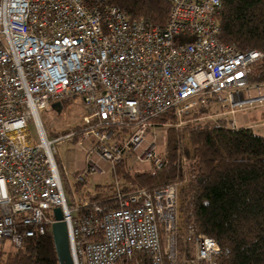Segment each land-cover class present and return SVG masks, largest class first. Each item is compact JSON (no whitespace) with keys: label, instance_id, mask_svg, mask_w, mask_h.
<instances>
[{"label":"built area","instance_id":"2783aa9c","mask_svg":"<svg viewBox=\"0 0 264 264\" xmlns=\"http://www.w3.org/2000/svg\"><path fill=\"white\" fill-rule=\"evenodd\" d=\"M167 1L165 22L155 24L102 0H0V241L18 246L50 233L58 206L73 264H130L125 259L138 252L161 264H215L219 246L201 232L193 236V253L178 255L186 241L180 217L186 177L122 192L115 163L134 154L151 169L162 164L152 141L138 148L152 118L167 110L181 126L190 108H214L209 118L226 117L235 127L237 110L264 104V82L248 80L264 52L219 40V0ZM73 102L79 120L49 138L43 113L54 109L59 118ZM86 137L87 151L109 165L114 207L69 202L64 192L55 144ZM96 171L103 172L88 160L74 175L83 181Z\"/></svg>","mask_w":264,"mask_h":264},{"label":"trees","instance_id":"16d2710c","mask_svg":"<svg viewBox=\"0 0 264 264\" xmlns=\"http://www.w3.org/2000/svg\"><path fill=\"white\" fill-rule=\"evenodd\" d=\"M102 1L116 6L128 18L140 17L155 24L165 22L169 9L167 0ZM214 17L221 42L239 50L264 52V0H219ZM248 80L264 82V56L251 67ZM203 111L190 108L181 132L174 126L177 118L172 110L153 117L152 123L164 130V146L159 153L162 164L156 169H136L126 162V154L115 163V177L121 191L126 192L139 187H160L187 173L180 190V217L187 243L179 248V257L185 259L193 253V236L201 232L212 236L219 246L215 264H264V135L256 134L250 126L231 128L223 116L198 119ZM114 132L118 136L120 131ZM181 134L189 148L185 165L180 154ZM74 185L78 199H88L103 207L116 206L113 178L95 184L92 191L82 190L81 180H75ZM5 240L6 247L1 245ZM1 242L0 264H58L48 232L24 238L18 246L7 238ZM125 261L161 264L145 252Z\"/></svg>","mask_w":264,"mask_h":264},{"label":"rangeland","instance_id":"374dc122","mask_svg":"<svg viewBox=\"0 0 264 264\" xmlns=\"http://www.w3.org/2000/svg\"><path fill=\"white\" fill-rule=\"evenodd\" d=\"M210 105L212 106L213 103H210ZM203 109L204 111L200 116L197 117L198 119H212L209 118L207 114L214 113L217 111L214 110V108L211 109L203 108ZM79 112L80 110L75 102L68 104L67 108L64 107L62 112H60L59 118H55L56 111L54 109L44 112L43 121H44L45 129L48 132V137L52 138L56 133H61V130L66 126L68 121L79 120L80 117ZM186 114H188V112ZM211 116H213V114ZM234 117L236 119V124L238 126H250L252 131L255 132L256 134L264 135V104L252 106V107H246L237 110L234 114ZM176 121L178 120L176 119ZM164 123L166 124L167 122ZM175 123L174 126L177 129H179V131L181 132L183 129L182 128L183 123L181 126H177ZM29 130L31 131V135L35 137L36 133L33 130V124L31 121L29 123ZM164 138L165 136H164L163 128L160 125H157L153 122L147 128L146 133L144 135V141L139 146L138 150H140L146 143L152 141L153 142L152 146L156 154L161 158L159 153L163 149ZM187 144L186 145L183 144L180 136L179 137L180 154H181V161L184 163V165L185 162L189 159V148L187 147ZM91 145L92 143L90 142V137L80 139L79 142L77 138H73V139L65 138L62 139L61 141H58L55 144L54 157L59 169L62 186L64 188V192L66 196L69 199V202L77 201L78 199L76 195V190L74 189L75 186L74 181L76 180L74 172L85 168L88 160L95 162L98 166L101 167L103 172L99 173L98 171H96L87 175V177L82 181V187H81L82 190L92 191L93 186L95 184L106 183L107 181H110L112 179L108 163L104 159H102L94 150H91L90 152L87 151ZM126 162L128 164H132L133 167L136 169L148 168L151 165V162L149 160H144V161L136 160L134 154H127ZM154 169H156V167H154ZM183 177L188 178V174L184 173ZM181 204H182V198H181ZM186 243L187 241H185L184 245H186ZM6 244H7L6 240L5 242L4 241L1 242V245L5 247L7 246ZM181 247L182 246H179L178 250Z\"/></svg>","mask_w":264,"mask_h":264},{"label":"water","instance_id":"95a60500","mask_svg":"<svg viewBox=\"0 0 264 264\" xmlns=\"http://www.w3.org/2000/svg\"><path fill=\"white\" fill-rule=\"evenodd\" d=\"M53 216L55 221L51 223L50 235L53 241L58 264H73L66 224L61 219L62 214L58 206L53 208Z\"/></svg>","mask_w":264,"mask_h":264},{"label":"crops","instance_id":"0c3cea01","mask_svg":"<svg viewBox=\"0 0 264 264\" xmlns=\"http://www.w3.org/2000/svg\"><path fill=\"white\" fill-rule=\"evenodd\" d=\"M261 135V134H260Z\"/></svg>","mask_w":264,"mask_h":264}]
</instances>
